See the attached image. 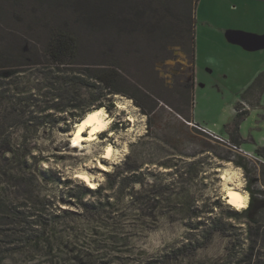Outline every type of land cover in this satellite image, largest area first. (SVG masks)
<instances>
[{
	"label": "rangeland",
	"instance_id": "obj_1",
	"mask_svg": "<svg viewBox=\"0 0 264 264\" xmlns=\"http://www.w3.org/2000/svg\"><path fill=\"white\" fill-rule=\"evenodd\" d=\"M0 8V264H264V92H247L264 71V0H200L194 63L183 45L111 50L127 93L114 95L82 71L102 49L59 65L27 38L45 40L37 16ZM98 109L108 130L73 148Z\"/></svg>",
	"mask_w": 264,
	"mask_h": 264
},
{
	"label": "trees",
	"instance_id": "obj_2",
	"mask_svg": "<svg viewBox=\"0 0 264 264\" xmlns=\"http://www.w3.org/2000/svg\"><path fill=\"white\" fill-rule=\"evenodd\" d=\"M9 1L23 5L24 8L27 7V10L38 17L37 22L42 24L46 30L44 42L29 36L27 38L38 43L42 52L52 58L57 64H76L74 61L79 58L83 50L87 52L96 51L98 54V51L102 49L104 51L103 61L101 64H96L100 67H86L82 71H85L86 79L99 81L105 89L109 90V95L127 94L120 87V84L125 80L124 70L120 63V60L124 59V57H120L113 51L111 52L113 49L116 50L123 47L124 49L126 48L125 52L126 50L130 51L132 47L137 46L140 42L144 43L146 48L160 45L161 48L166 49L169 45H183L186 47L185 50L191 53L194 63L196 11L200 0ZM2 3L3 0H0V5ZM3 18L4 15L2 13L0 14V24L8 27ZM76 79L79 80V78ZM66 80H68L71 87L80 85L91 87V85L86 84L87 81L85 80H83L84 83L73 79ZM184 88L191 92L193 102L194 78L193 83L186 84ZM145 90L150 92L148 89ZM258 91L264 92V71L258 74L247 90V92H252L251 94L254 92L258 93ZM28 99L34 100L33 94ZM258 103L259 101L256 100V102H252V105H258ZM168 105L185 121L192 122L193 115L190 112L184 113L178 107H174L171 104ZM155 109L156 107L151 108L150 111L153 112ZM236 111V118L230 123L235 126L236 132L241 138L239 134L241 119L249 111L241 110L238 106ZM256 152L261 157H264V147L258 148ZM101 162L98 160V167L104 170L99 166ZM227 178L226 175L225 179ZM229 189L235 188L230 187L227 190ZM250 195L251 201L246 209L247 213L250 211L254 201V195Z\"/></svg>",
	"mask_w": 264,
	"mask_h": 264
},
{
	"label": "bare ground",
	"instance_id": "obj_3",
	"mask_svg": "<svg viewBox=\"0 0 264 264\" xmlns=\"http://www.w3.org/2000/svg\"><path fill=\"white\" fill-rule=\"evenodd\" d=\"M111 123L110 118L103 109L93 110L88 113L75 127L72 137V147L80 148L83 146L84 141H94L98 139L99 134H102L108 130ZM87 135L83 133L85 132ZM113 149L111 146H107L105 149L104 157L110 159L113 155ZM99 166L106 169L105 165L99 163ZM77 178L83 180L91 188L96 187V183L91 180L90 176L85 173H79L76 175ZM227 203L234 208L241 209L246 206V195L236 189H229L225 193Z\"/></svg>",
	"mask_w": 264,
	"mask_h": 264
},
{
	"label": "crops",
	"instance_id": "obj_4",
	"mask_svg": "<svg viewBox=\"0 0 264 264\" xmlns=\"http://www.w3.org/2000/svg\"><path fill=\"white\" fill-rule=\"evenodd\" d=\"M261 72H259L258 74H260Z\"/></svg>",
	"mask_w": 264,
	"mask_h": 264
}]
</instances>
